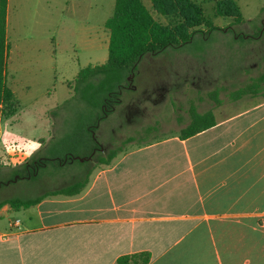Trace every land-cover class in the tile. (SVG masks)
<instances>
[{"label": "crops", "instance_id": "crops-1", "mask_svg": "<svg viewBox=\"0 0 264 264\" xmlns=\"http://www.w3.org/2000/svg\"><path fill=\"white\" fill-rule=\"evenodd\" d=\"M26 1H8V56L25 11L38 29L16 42L43 35L41 0L31 12ZM250 98L192 137H180L188 113L179 133L97 161L79 173V195L0 208V264H116L139 253L149 264H264V91ZM15 159L0 157V175L26 163Z\"/></svg>", "mask_w": 264, "mask_h": 264}, {"label": "rangeland", "instance_id": "rangeland-1", "mask_svg": "<svg viewBox=\"0 0 264 264\" xmlns=\"http://www.w3.org/2000/svg\"><path fill=\"white\" fill-rule=\"evenodd\" d=\"M143 1L156 19L166 23L150 0ZM193 1L218 29L208 32L204 27L188 44L143 57L127 78L121 103L105 117L98 105L101 99H92L93 92L78 75L106 63L110 35L105 23L116 0H41L43 35L17 43L19 35L27 38L38 29L25 11V28L9 31L6 77L21 111L0 125V144L7 152L0 157L26 163L15 174L9 169L2 172L0 199L30 200L85 182L79 173L90 168L94 172L99 166L96 159L82 162L92 150V155L97 149L104 157L113 150L118 155L173 136L189 120L190 105L200 113L213 110L218 118L250 105V96L234 101L231 95L264 73V0H235L244 18L240 25L216 16L217 0ZM25 3L29 12L38 6V0ZM214 91L219 105L209 97ZM128 138L133 142L124 143Z\"/></svg>", "mask_w": 264, "mask_h": 264}, {"label": "trees", "instance_id": "trees-1", "mask_svg": "<svg viewBox=\"0 0 264 264\" xmlns=\"http://www.w3.org/2000/svg\"><path fill=\"white\" fill-rule=\"evenodd\" d=\"M8 1L0 0V120L7 121L17 116L21 104L15 93L6 84L7 76V17ZM153 11L164 18L165 22L156 19L143 0H116L114 13L106 21L109 31L108 58L101 66H89L78 75V81L91 90L92 99L98 101L100 110L105 117L121 103V93L127 78L136 72L140 60L148 54H156L170 47L188 44L195 35L206 27L208 32L217 30L206 17L203 7L193 0H150ZM216 16L232 20L235 25L244 22L240 7L235 0H217L215 3ZM264 90V73L232 93L234 101L248 96H255ZM209 97L220 104L218 92L214 91ZM190 124L182 130L180 137H192L214 127L216 122L213 110L199 113L196 106L189 108ZM133 142L128 138L124 143ZM123 143V144H124ZM147 144V143H145ZM99 145L97 144V147ZM93 150L89 157H92ZM115 150L110 151L107 159L100 153L94 155L100 164L110 165L116 157ZM38 165V164H37ZM35 168H38V166ZM0 165V170H1ZM85 182L77 181L30 200L8 198L0 202V208L8 205L13 209L27 208L38 204L48 197H73L84 189ZM151 256L148 253L127 255L119 258L116 264H149Z\"/></svg>", "mask_w": 264, "mask_h": 264}, {"label": "flooded vegetation", "instance_id": "flooded-vegetation-1", "mask_svg": "<svg viewBox=\"0 0 264 264\" xmlns=\"http://www.w3.org/2000/svg\"><path fill=\"white\" fill-rule=\"evenodd\" d=\"M98 151H99V153L102 151V149H97L96 151H95V153L93 154V156L96 154V153H98ZM91 159H92V157H91ZM33 168V167H32ZM33 170H34V172H36V168L34 167L33 168Z\"/></svg>", "mask_w": 264, "mask_h": 264}, {"label": "water", "instance_id": "water-1", "mask_svg": "<svg viewBox=\"0 0 264 264\" xmlns=\"http://www.w3.org/2000/svg\"><path fill=\"white\" fill-rule=\"evenodd\" d=\"M84 161V159L82 160V162Z\"/></svg>", "mask_w": 264, "mask_h": 264}]
</instances>
